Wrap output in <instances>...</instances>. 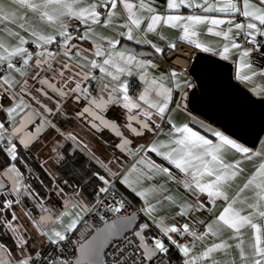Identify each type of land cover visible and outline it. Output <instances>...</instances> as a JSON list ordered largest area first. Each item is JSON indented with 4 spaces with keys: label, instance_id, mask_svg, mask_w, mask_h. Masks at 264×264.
Wrapping results in <instances>:
<instances>
[{
    "label": "snow or ice",
    "instance_id": "obj_1",
    "mask_svg": "<svg viewBox=\"0 0 264 264\" xmlns=\"http://www.w3.org/2000/svg\"><path fill=\"white\" fill-rule=\"evenodd\" d=\"M205 29L221 48L200 41ZM172 30L193 55L234 66L237 84L264 77L245 72L264 67V0L0 4V155L17 171L19 150L39 141L52 172L47 192L9 172L0 264H264V139L248 146L195 116L181 121L197 85L183 70H160L177 46L165 40ZM109 101L127 115L121 134L97 146ZM66 143L92 157L90 191L53 179Z\"/></svg>",
    "mask_w": 264,
    "mask_h": 264
},
{
    "label": "water",
    "instance_id": "obj_2",
    "mask_svg": "<svg viewBox=\"0 0 264 264\" xmlns=\"http://www.w3.org/2000/svg\"><path fill=\"white\" fill-rule=\"evenodd\" d=\"M205 68L213 70L211 78L204 75ZM233 73L232 65L198 50L187 68L188 76L197 85L189 90V112L228 135L235 134L233 138L240 137L248 146H254L257 137L264 136V103L252 96L244 85L237 84L231 78ZM246 96L257 102L248 103Z\"/></svg>",
    "mask_w": 264,
    "mask_h": 264
},
{
    "label": "flooded vegetation",
    "instance_id": "obj_3",
    "mask_svg": "<svg viewBox=\"0 0 264 264\" xmlns=\"http://www.w3.org/2000/svg\"><path fill=\"white\" fill-rule=\"evenodd\" d=\"M102 113H105L108 116V124L110 127L102 128L97 136V146L100 144V137L103 136L106 140H111L113 137H118L121 134V129L118 126L120 121L126 118L127 113L122 108H117L114 106L113 102L109 101L105 104L104 108L100 109ZM31 147L20 149V161L19 165L23 166V174L19 171V165H13L12 167L16 168L17 171H12L9 168L10 161H7L4 155H0V177L8 178L0 179V189H3L10 185L11 178L9 177V172L13 177L20 176V182L23 184L28 182L30 185L39 188L41 192H47L48 184L51 181L48 179V176L52 175V172H49L48 169L43 168V161L40 159V156L43 153V149L40 148V142H36L33 145V142H28ZM99 150H103L100 148ZM74 153L69 155L68 153ZM91 152V149H89ZM15 158L16 153L12 154ZM24 157H26L29 163H24ZM35 158V159H34ZM55 164L51 165L52 171L55 172L53 176L54 180L60 182H68L69 186H72L76 183L82 188H85L87 191L91 190L89 182L92 180V172L96 170L95 164L92 160V157L88 153H84L82 150L77 149L71 143H66L65 145V156L61 159L59 157H53ZM76 171V175H75ZM48 173V176L45 173ZM42 186V187H41ZM53 187H59V184H53Z\"/></svg>",
    "mask_w": 264,
    "mask_h": 264
},
{
    "label": "crops",
    "instance_id": "obj_4",
    "mask_svg": "<svg viewBox=\"0 0 264 264\" xmlns=\"http://www.w3.org/2000/svg\"><path fill=\"white\" fill-rule=\"evenodd\" d=\"M5 2H6V0H0V4H4ZM117 23H121V21H117ZM164 36H165V40L168 43H176V45H178L179 43H183V42L178 41L177 36H176V30H172L171 32H166V33H164ZM26 38H29V37H26ZM4 39H5V36L2 33H0V41H3ZM199 39H200L201 42L214 45L217 48H221L223 46V43H225L223 37H216L214 34H209V33H207L206 29L203 32H201V34L199 36ZM169 51H170V49L166 50L165 54L168 53ZM244 62L247 63L248 62V58H245ZM158 63H160V62L158 61ZM160 64H161V67L163 68L162 72L166 71V70H169V69H173V68L176 69L178 72L180 71L179 68H177V67H175L173 65H170L168 63H166V64L165 63H160ZM261 65H264V63H262ZM251 71L261 72V71H264V67L254 66L251 70L245 69V72H248L249 74H250ZM183 74H184L185 77L190 79V77L188 76L187 73L183 72ZM244 86L247 89H255L258 93L264 95V77H261V76L257 75L255 77H253L252 79H250L249 81H247ZM175 115H176V113L173 116L175 117ZM191 117L192 116H186V115H185V117L181 116V121L182 122H187L188 120L191 119ZM195 117L198 120H203V119H201V118H199L197 116H195ZM204 122L206 124H209L206 121H204ZM190 126L195 127L194 125H190ZM212 127H214V126H212ZM195 130H200V129L196 128ZM166 131H168V130H166ZM201 134H204L203 131H201ZM261 139H264V136H262ZM258 146L259 145L257 144L256 147H258Z\"/></svg>",
    "mask_w": 264,
    "mask_h": 264
},
{
    "label": "built area",
    "instance_id": "obj_5",
    "mask_svg": "<svg viewBox=\"0 0 264 264\" xmlns=\"http://www.w3.org/2000/svg\"><path fill=\"white\" fill-rule=\"evenodd\" d=\"M197 51L198 50H196L195 53ZM180 52H185L187 55L184 57V60L182 61L181 65H178L177 61H179V59H177V56L179 55L178 53H180ZM189 55H192V57L194 56L192 54V49L187 47L183 43H179L174 50H170L168 53L163 55V57L161 58V60L159 62L165 63V64L168 63L170 65H173V66L179 68L180 70H183V72L187 73V68H188L190 61L186 57H188ZM259 63L261 65L262 63H264V60H261ZM165 130H167V129H165Z\"/></svg>",
    "mask_w": 264,
    "mask_h": 264
},
{
    "label": "rangeland",
    "instance_id": "obj_6",
    "mask_svg": "<svg viewBox=\"0 0 264 264\" xmlns=\"http://www.w3.org/2000/svg\"><path fill=\"white\" fill-rule=\"evenodd\" d=\"M97 31H100L99 29L97 30ZM161 71L163 70V68L161 67V69H160ZM187 78V77H186ZM171 107V106H170ZM16 110H15V108H12V109H10L9 110V116H8V118L9 119H15V117L12 115V113L13 112H15ZM175 113H173V115H174ZM186 116H194L192 113H191V115H189L188 113H181V116L183 117H185V115ZM16 115H19V113H16ZM167 134H168V131H166V130H164V132L163 133H161V136L162 137H165V136H167Z\"/></svg>",
    "mask_w": 264,
    "mask_h": 264
},
{
    "label": "bare ground",
    "instance_id": "obj_7",
    "mask_svg": "<svg viewBox=\"0 0 264 264\" xmlns=\"http://www.w3.org/2000/svg\"><path fill=\"white\" fill-rule=\"evenodd\" d=\"M179 55V57H181L180 59H179V61H177V63H178V65H181V63H182V61L184 60V57L187 55L185 52H180V53H178ZM177 56V57H178Z\"/></svg>",
    "mask_w": 264,
    "mask_h": 264
},
{
    "label": "trees",
    "instance_id": "obj_8",
    "mask_svg": "<svg viewBox=\"0 0 264 264\" xmlns=\"http://www.w3.org/2000/svg\"><path fill=\"white\" fill-rule=\"evenodd\" d=\"M75 175H76V171H75ZM77 176V175H76Z\"/></svg>",
    "mask_w": 264,
    "mask_h": 264
}]
</instances>
